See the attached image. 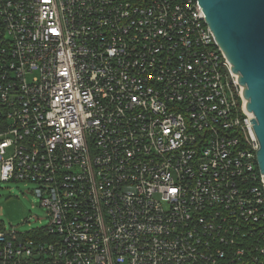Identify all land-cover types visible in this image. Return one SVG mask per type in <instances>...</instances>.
Listing matches in <instances>:
<instances>
[{"label": "built area", "instance_id": "1", "mask_svg": "<svg viewBox=\"0 0 264 264\" xmlns=\"http://www.w3.org/2000/svg\"><path fill=\"white\" fill-rule=\"evenodd\" d=\"M242 91L197 0H0V264H264Z\"/></svg>", "mask_w": 264, "mask_h": 264}, {"label": "water", "instance_id": "2", "mask_svg": "<svg viewBox=\"0 0 264 264\" xmlns=\"http://www.w3.org/2000/svg\"><path fill=\"white\" fill-rule=\"evenodd\" d=\"M205 23L243 89L264 179V0H197Z\"/></svg>", "mask_w": 264, "mask_h": 264}, {"label": "rangeland", "instance_id": "3", "mask_svg": "<svg viewBox=\"0 0 264 264\" xmlns=\"http://www.w3.org/2000/svg\"><path fill=\"white\" fill-rule=\"evenodd\" d=\"M32 189L29 183L0 180V226L5 230L27 234L47 225L46 211L31 194Z\"/></svg>", "mask_w": 264, "mask_h": 264}, {"label": "snow or ice", "instance_id": "4", "mask_svg": "<svg viewBox=\"0 0 264 264\" xmlns=\"http://www.w3.org/2000/svg\"><path fill=\"white\" fill-rule=\"evenodd\" d=\"M173 191H175V190H173Z\"/></svg>", "mask_w": 264, "mask_h": 264}, {"label": "bare ground", "instance_id": "5", "mask_svg": "<svg viewBox=\"0 0 264 264\" xmlns=\"http://www.w3.org/2000/svg\"><path fill=\"white\" fill-rule=\"evenodd\" d=\"M246 103V102H245Z\"/></svg>", "mask_w": 264, "mask_h": 264}, {"label": "trees", "instance_id": "6", "mask_svg": "<svg viewBox=\"0 0 264 264\" xmlns=\"http://www.w3.org/2000/svg\"><path fill=\"white\" fill-rule=\"evenodd\" d=\"M31 237V236H30Z\"/></svg>", "mask_w": 264, "mask_h": 264}]
</instances>
